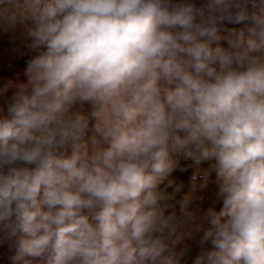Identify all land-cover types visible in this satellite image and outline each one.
<instances>
[{
	"label": "clouds",
	"instance_id": "clouds-1",
	"mask_svg": "<svg viewBox=\"0 0 264 264\" xmlns=\"http://www.w3.org/2000/svg\"><path fill=\"white\" fill-rule=\"evenodd\" d=\"M0 5V35L32 54L26 80L0 84L14 259L179 264L195 248L193 264H264V0ZM187 161L217 187L181 222L170 177Z\"/></svg>",
	"mask_w": 264,
	"mask_h": 264
},
{
	"label": "rangeland",
	"instance_id": "rangeland-1",
	"mask_svg": "<svg viewBox=\"0 0 264 264\" xmlns=\"http://www.w3.org/2000/svg\"><path fill=\"white\" fill-rule=\"evenodd\" d=\"M0 7H3V5H0ZM242 26L243 25H230V27L237 28ZM0 42L4 43V49L0 51V66L3 63L2 57L4 55H23L22 53L27 51L23 44H21L19 41H10V38L7 35H0ZM0 108H4V112L0 114L6 115V104L4 99L0 100ZM208 166V163L205 162L200 165V168L204 169ZM170 178L183 185L181 192L177 195L176 200L173 201V203L175 204L177 218L181 222L184 220L186 211H192L195 209V207L199 203V197H207L217 187V176L214 171L209 174L206 181L204 178L201 180L193 181L192 179H190L187 172H180L179 170L175 171ZM185 197L191 198L186 207L184 206ZM208 206L209 201L205 200L203 202V207L207 208ZM221 206L222 205H217V210H219ZM185 228L186 225H182L179 231H183ZM184 243L190 242L186 239L181 241L176 245L177 251L180 247L183 246ZM11 250L9 249L7 244H0V264H18V261L13 258ZM196 254L197 250L194 248V250L189 255L179 260V264H193V260L195 259Z\"/></svg>",
	"mask_w": 264,
	"mask_h": 264
},
{
	"label": "trees",
	"instance_id": "trees-1",
	"mask_svg": "<svg viewBox=\"0 0 264 264\" xmlns=\"http://www.w3.org/2000/svg\"><path fill=\"white\" fill-rule=\"evenodd\" d=\"M230 27V26H229ZM4 49V43L0 42V51ZM31 53H28L26 55H4L3 58V63L0 66V84H2L5 80L12 79V80H20L24 81L26 80L25 77V68H26V62L28 59L31 57ZM8 95H11V91L8 93ZM3 98H0L2 100ZM94 123V121L92 122ZM92 130H91V124H90V129L88 132V136H91ZM13 258L16 255V252L14 249L11 250ZM18 264H23L22 260H17ZM12 264V263H11Z\"/></svg>",
	"mask_w": 264,
	"mask_h": 264
},
{
	"label": "built area",
	"instance_id": "built-area-1",
	"mask_svg": "<svg viewBox=\"0 0 264 264\" xmlns=\"http://www.w3.org/2000/svg\"><path fill=\"white\" fill-rule=\"evenodd\" d=\"M181 166H187V170L185 172L188 173L190 179H192L193 177V174L196 172V167L192 164V162L190 161H187V162H181ZM204 177L202 176V173L201 174H198L197 175V178L193 181H197V180H201L203 179Z\"/></svg>",
	"mask_w": 264,
	"mask_h": 264
}]
</instances>
